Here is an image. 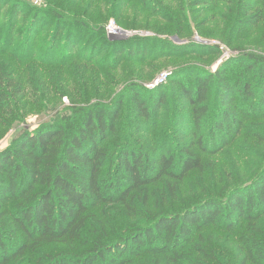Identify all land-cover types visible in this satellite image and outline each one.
<instances>
[{"label":"trees","instance_id":"trees-1","mask_svg":"<svg viewBox=\"0 0 264 264\" xmlns=\"http://www.w3.org/2000/svg\"><path fill=\"white\" fill-rule=\"evenodd\" d=\"M3 1L0 126L39 90L67 96L70 106L34 131L19 132L0 151V264H264V37L245 49L239 42L244 30L257 27L264 35V0H227L236 10L229 35L237 37L225 42L240 52L232 60L237 76L195 66L175 72L195 76L192 86L181 84L191 130L176 142L165 129L167 114L178 118L173 106L163 113L159 100L149 108L136 83L109 105H79L116 85L109 72L117 62L93 54L107 45L115 57L125 52L105 40L104 27H90L80 16L69 31L63 8L54 3L50 23L42 22L53 26L39 38L37 15L7 0L5 19ZM79 9L66 6L72 18ZM84 32L97 33L101 42L76 48ZM182 46L193 54L219 53L198 42ZM47 63L64 72L80 69L75 78L83 79L68 87L65 80L46 79L40 67ZM84 80L96 93L80 88ZM126 92L135 110L120 114Z\"/></svg>","mask_w":264,"mask_h":264},{"label":"rangeland","instance_id":"rangeland-1","mask_svg":"<svg viewBox=\"0 0 264 264\" xmlns=\"http://www.w3.org/2000/svg\"><path fill=\"white\" fill-rule=\"evenodd\" d=\"M6 1H3L5 7L2 13L5 19L9 16L8 8L10 6V3L8 4ZM18 1L21 3L19 6L25 8L26 13L37 15L40 25L34 24L36 25L34 33L38 37L41 34L39 38L44 35L43 32L48 31L53 26L51 24L49 27H44L42 22H44L43 24L50 23L48 16L50 8L54 3H56L57 8L59 6L63 8L64 14H62V20L70 23L68 27L69 31L71 26L79 25V20L83 19L80 16L89 20L90 27L97 26L103 29V27L105 28L109 23H112L117 31L113 37L106 36L108 38L105 40L116 44V46L123 47L125 52L115 57V53H112L109 45H107V51L96 49L93 54L106 56V63H109L111 60L117 62L119 68L116 71L109 72L116 85L105 86L103 93L89 99V102H80L79 105L91 104L96 101H105L106 105H109L115 98L116 93L129 86V84L136 83L143 87L141 97L146 101L149 108H154L155 104L159 100H162V105L159 108L165 110L163 113L171 111L170 108L173 106L176 115H178L177 119L173 117L171 121L169 114H167L168 119L165 129L170 133L168 141L176 142L179 140L178 135L181 139H185V136L191 130L190 110L186 107V102L181 99L180 91L181 84L190 83L192 86L195 76L191 73L176 76L175 72L187 66L204 68L211 73L216 72L219 68H225L229 71L237 68V64L235 61L232 62V60H236L240 52L229 47L225 42L231 30L230 20H232L236 13L235 6L229 4L227 0H201L200 2L196 0ZM68 3L78 4L81 15H75V18H72L66 12ZM159 5L161 6V11L155 10V8H160ZM145 8H153V12L156 15H152ZM17 27L18 25H15L14 30ZM249 30H244L240 36L239 42L242 49L249 48L247 46H251L254 42L263 43L261 38L264 35L261 34L259 36L256 33L258 31L257 27L256 29ZM75 34L76 31L72 32L73 36ZM82 36L84 40H79L80 43L76 48L83 46L88 49L92 47L94 42H101L95 32L89 34L84 32ZM235 37H237V34L229 35V39ZM218 38H221L222 41ZM153 39L166 40L168 43H150L149 40ZM190 42H198L205 46H215L219 53L215 56H210L206 55L208 53L207 49H199V54H193V50L185 49L182 46ZM2 44L4 45L5 42L3 41ZM234 44L237 45V41ZM53 52L55 53V51ZM134 58L135 60L142 61H135ZM40 68L46 72V79H49L50 76L54 82L65 80L66 87L70 83L72 84V82H79L83 79V76L80 79L75 78L76 75L81 74L80 69L78 71L70 69L64 72L65 69H56L52 63H47ZM231 72L237 76L236 71L231 70ZM163 73L171 74L163 82H158L154 87L149 88L148 86L154 84ZM80 88L85 89L89 95L96 93L95 84L90 85L86 80H84V85ZM106 90H109L107 94L105 93ZM45 91L47 89L37 91L32 102L28 100L19 102L18 111L15 112L16 115L14 116L15 119L6 121V125L0 126V151L10 148L13 145L12 142L15 136L19 132L34 131L39 126L53 121L58 114L64 112L70 106L67 96L58 99L53 94L51 95ZM131 95L132 93L126 92L121 102L120 114L135 110V107H130L126 104ZM160 119L161 117H157L156 120L149 124L151 125ZM136 124L140 127L148 126L145 121H138ZM173 130H176L178 133H173ZM167 148H171L170 145ZM233 159L237 160L236 157H233ZM221 162H223L222 159Z\"/></svg>","mask_w":264,"mask_h":264},{"label":"built area","instance_id":"built-area-1","mask_svg":"<svg viewBox=\"0 0 264 264\" xmlns=\"http://www.w3.org/2000/svg\"><path fill=\"white\" fill-rule=\"evenodd\" d=\"M105 30H106V33H107V36H111V37H113L114 35H115V33H116V28H115V26L112 24V23H109L106 27H105ZM171 73H163V74H161V76L155 81V83L154 84H152V85H150V86H148L149 88H152V87H154V85H156L158 82L159 83H161V82H163V80H165L166 78H168L169 77V75H170Z\"/></svg>","mask_w":264,"mask_h":264}]
</instances>
